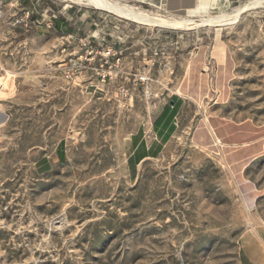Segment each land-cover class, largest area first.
<instances>
[{"label":"rangeland","instance_id":"obj_1","mask_svg":"<svg viewBox=\"0 0 264 264\" xmlns=\"http://www.w3.org/2000/svg\"><path fill=\"white\" fill-rule=\"evenodd\" d=\"M118 1L196 21L0 0V264H249L244 235L264 226V0Z\"/></svg>","mask_w":264,"mask_h":264},{"label":"bare ground","instance_id":"obj_2","mask_svg":"<svg viewBox=\"0 0 264 264\" xmlns=\"http://www.w3.org/2000/svg\"><path fill=\"white\" fill-rule=\"evenodd\" d=\"M88 1V0H87ZM89 3L99 7V8H104L112 12H116L120 16H124L125 18H129L135 21H139L141 23H146V24H162V25H168L175 27H191L190 24L196 19L188 18V17H165L162 15H153L150 14L147 11L144 10H139L138 8L136 9L133 5H126L122 4L118 0H89ZM241 9V8H239ZM240 13V10L236 13H229V12H224L221 13L217 16H209L205 18H201V22L196 23L197 25L200 24H215L217 22L220 23H228L232 19L236 18L238 14ZM200 21V20H199Z\"/></svg>","mask_w":264,"mask_h":264},{"label":"crops","instance_id":"obj_3","mask_svg":"<svg viewBox=\"0 0 264 264\" xmlns=\"http://www.w3.org/2000/svg\"><path fill=\"white\" fill-rule=\"evenodd\" d=\"M181 1V0H176ZM170 6L172 8L179 6L176 2H170ZM189 8L187 9V11ZM206 126L199 125L193 133L194 141L197 145L206 147L211 144L212 138L207 137ZM143 139H140L139 142L136 143L135 149L139 147L142 143ZM233 144H236L233 142ZM149 149V146H147ZM148 151V150H146ZM148 153V152H147ZM243 251L246 255L249 264H264V226L248 229L246 235H244L243 241Z\"/></svg>","mask_w":264,"mask_h":264}]
</instances>
